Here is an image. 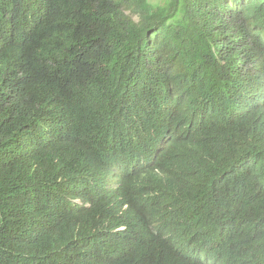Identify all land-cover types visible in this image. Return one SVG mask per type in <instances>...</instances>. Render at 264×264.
<instances>
[{"label":"trees","instance_id":"obj_1","mask_svg":"<svg viewBox=\"0 0 264 264\" xmlns=\"http://www.w3.org/2000/svg\"><path fill=\"white\" fill-rule=\"evenodd\" d=\"M0 264H264V0H0Z\"/></svg>","mask_w":264,"mask_h":264},{"label":"clouds","instance_id":"obj_2","mask_svg":"<svg viewBox=\"0 0 264 264\" xmlns=\"http://www.w3.org/2000/svg\"><path fill=\"white\" fill-rule=\"evenodd\" d=\"M114 142L116 143L117 141H114ZM112 180L115 182V184L113 186L115 189L118 186H122L123 185L122 170H119V169L116 168Z\"/></svg>","mask_w":264,"mask_h":264},{"label":"rangeland","instance_id":"obj_3","mask_svg":"<svg viewBox=\"0 0 264 264\" xmlns=\"http://www.w3.org/2000/svg\"><path fill=\"white\" fill-rule=\"evenodd\" d=\"M152 1H153V2L164 3L165 0H152ZM133 18L136 19V20L139 19V17H138L137 14H135V13L133 14Z\"/></svg>","mask_w":264,"mask_h":264}]
</instances>
